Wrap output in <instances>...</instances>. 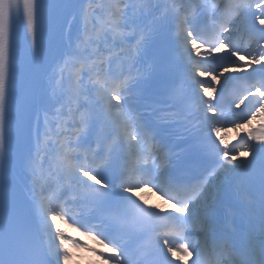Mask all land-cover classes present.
Masks as SVG:
<instances>
[{"label": "snow or ice", "instance_id": "obj_1", "mask_svg": "<svg viewBox=\"0 0 264 264\" xmlns=\"http://www.w3.org/2000/svg\"><path fill=\"white\" fill-rule=\"evenodd\" d=\"M262 89L264 0H0V264H264Z\"/></svg>", "mask_w": 264, "mask_h": 264}, {"label": "bare ground", "instance_id": "obj_2", "mask_svg": "<svg viewBox=\"0 0 264 264\" xmlns=\"http://www.w3.org/2000/svg\"><path fill=\"white\" fill-rule=\"evenodd\" d=\"M254 121H256V120H254ZM256 122H258V121H256ZM254 123L255 122H252V126H253ZM246 127H249V125L248 124H244V128H246ZM236 134H237V132H236V130L234 128H232V127L228 128L226 133H224L225 139L229 140L231 138H234Z\"/></svg>", "mask_w": 264, "mask_h": 264}]
</instances>
